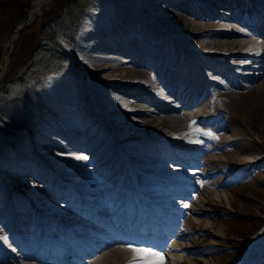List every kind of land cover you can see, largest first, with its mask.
Returning <instances> with one entry per match:
<instances>
[{"label": "bare ground", "instance_id": "bare-ground-1", "mask_svg": "<svg viewBox=\"0 0 264 264\" xmlns=\"http://www.w3.org/2000/svg\"><path fill=\"white\" fill-rule=\"evenodd\" d=\"M51 1L33 0L30 20ZM186 1L162 0L156 7L138 3L130 8L95 0L87 10L88 20L76 45L79 56L74 60L88 73L81 84L65 77L55 79L46 97L63 114L86 115L98 129L126 137L122 143L133 167L147 166L160 156L172 159L169 151L180 154L167 172L174 182L145 184L160 187L150 191L164 197L153 204L154 210L165 211L164 226L173 209L180 213L162 247L169 243V253L186 257L174 260L167 255L164 264H238L234 252L239 253L242 244L224 237L218 222L225 220V192L247 190L253 198L245 196L244 201L252 204L264 199V26L256 28L254 40L242 28L245 15H257L254 11L260 7L264 10V0ZM225 9L239 12V18L223 13L221 17ZM18 31L4 50L1 79L10 66ZM192 149L201 151L195 159L187 154ZM25 176L0 177L2 200L17 196L19 203H27L22 212L13 206L11 214H0V264L61 263V255L43 263L34 248L53 258L57 250L46 251L54 250L55 241L62 238L50 240L66 230L70 242L79 243L77 248L90 258L88 264H130L134 259L159 264V257L149 253L112 242L110 247L103 241L96 246L100 239L89 237L92 226L108 225V220L114 227L130 225L129 217L136 214L152 221L154 216L138 208L148 206L145 202L136 199L125 210L103 192L108 189L103 183L73 188L57 177L67 186L62 196L57 185L52 187L40 176ZM112 193L119 191L114 188ZM69 197L83 205H72ZM58 200L66 205L57 206ZM149 226L157 227L153 222ZM134 227L146 229L141 221ZM222 240L232 244L231 249H221ZM257 264H264L262 255Z\"/></svg>", "mask_w": 264, "mask_h": 264}, {"label": "rangeland", "instance_id": "rangeland-1", "mask_svg": "<svg viewBox=\"0 0 264 264\" xmlns=\"http://www.w3.org/2000/svg\"><path fill=\"white\" fill-rule=\"evenodd\" d=\"M6 1H10V6L13 4L12 14L18 17L26 4L25 11L30 12L33 0ZM94 1L52 0L21 31L18 41L14 42L10 66L0 83V177L7 179L9 175L19 174L26 177V173L40 176L52 187L57 185L62 196H65L67 186L62 185L57 177L66 179L74 185L73 188H79L77 184H105L108 189L103 192L111 194L112 190L117 188L122 193L121 197L130 194L145 199L148 195L146 204L150 205L161 196L149 192V187L145 184H161L164 180H170L167 172L173 165L168 166V169L162 167L167 161L160 157L149 161L147 166H131V155L122 143L126 137L98 129L86 115H65L47 101V87L52 81L65 77L75 84H81L83 74L88 73L74 60L79 56L76 45L80 43L82 25L88 20L87 10ZM107 1L118 7L133 8L139 3L149 8L156 7L162 0ZM9 4H5V7ZM98 11L104 12L102 8H98ZM227 11L229 10H222L220 16L228 15ZM239 14L236 12V16ZM107 44L112 48L111 43ZM1 56L2 54L0 58ZM121 58L124 60V57ZM23 94L28 95L30 99L24 101ZM23 124L28 126H22ZM20 125L23 129H18L21 128ZM153 152L157 153L156 150ZM187 152L191 155L196 153L195 149ZM77 156H86L87 159H76ZM171 163L170 161L169 164ZM160 164L162 165L159 166ZM161 169L165 174L160 183L159 178L150 176V173H162ZM236 177L239 179V174ZM91 178L95 179L91 182ZM79 193L82 196L86 194H82L80 190ZM114 194L112 196H115ZM252 194L242 188L225 192V220L218 222L222 226L224 237L228 235L234 243L242 244L240 252H234L238 264H254L256 258L261 255L264 257V242L257 243V240L264 238V199L258 204L244 201L245 196L253 198ZM69 198L72 205L78 208L83 205V201ZM60 201L58 200L57 206L66 205ZM19 202L17 196L9 201L0 198V214H11L13 206L22 212L24 202ZM236 213L244 215L239 217ZM218 244L223 246L221 249L232 247L227 240L219 241ZM11 249L14 250L13 247ZM161 255L164 261H169L166 255L174 260L186 257L178 252Z\"/></svg>", "mask_w": 264, "mask_h": 264}, {"label": "trees", "instance_id": "trees-1", "mask_svg": "<svg viewBox=\"0 0 264 264\" xmlns=\"http://www.w3.org/2000/svg\"><path fill=\"white\" fill-rule=\"evenodd\" d=\"M9 2L10 1L0 0V55L4 50V47L6 45L7 39L10 36V34L13 32L14 29H16V27L18 25H20L22 22H24L28 16V12L25 11V9H27V4L23 6L24 11L18 17H16V15L14 16V14H12L13 13V9H12L13 4H11V6H10ZM7 3L9 5H8V7L6 6L7 7L6 8L5 4H7ZM63 41L68 43V41L66 39H63ZM26 94H23V96L25 98V99H23L24 101H28L30 99V97ZM24 101H23V103H24ZM22 126L27 127L28 124H23ZM22 126H21V128H18V129H23ZM19 131H21V130H19Z\"/></svg>", "mask_w": 264, "mask_h": 264}, {"label": "snow or ice", "instance_id": "snow-or-ice-1", "mask_svg": "<svg viewBox=\"0 0 264 264\" xmlns=\"http://www.w3.org/2000/svg\"><path fill=\"white\" fill-rule=\"evenodd\" d=\"M76 159L86 160L87 157L86 156H77ZM185 206H187V205H185ZM127 247H129L133 252H147L151 256L159 257V264H164V258L159 252H155L151 249H143V248L133 247L132 245H127ZM130 264H144V262L142 260H135L134 259L133 261H130Z\"/></svg>", "mask_w": 264, "mask_h": 264}, {"label": "water", "instance_id": "water-1", "mask_svg": "<svg viewBox=\"0 0 264 264\" xmlns=\"http://www.w3.org/2000/svg\"><path fill=\"white\" fill-rule=\"evenodd\" d=\"M30 22H31V20H30V17H28V19L26 20V21H24L21 25H19L18 26V28L16 29V30H18L19 29V31L18 32H20L21 33V31H23L29 24H30ZM16 30L13 32V33H15L16 32ZM11 41V37L9 38V40H8V42H7V45L5 46V49L6 48H9L10 47V42ZM4 49V50H5ZM4 53V52H3ZM2 53V54H3ZM4 54L2 55V58H1V64L0 65H5V61H4ZM1 75V74H0ZM2 76V75H1ZM1 76H0V81H1Z\"/></svg>", "mask_w": 264, "mask_h": 264}]
</instances>
